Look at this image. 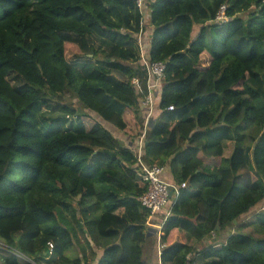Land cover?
I'll return each mask as SVG.
<instances>
[{
  "label": "trees",
  "instance_id": "16d2710c",
  "mask_svg": "<svg viewBox=\"0 0 264 264\" xmlns=\"http://www.w3.org/2000/svg\"><path fill=\"white\" fill-rule=\"evenodd\" d=\"M148 15L165 78L141 158L185 184L161 262L264 264V235L245 232L264 233V0H153ZM142 18L134 0H0L2 264H20L10 248L35 264H147L146 185L104 126L141 135ZM42 108L75 122H43Z\"/></svg>",
  "mask_w": 264,
  "mask_h": 264
},
{
  "label": "built area",
  "instance_id": "2783aa9c",
  "mask_svg": "<svg viewBox=\"0 0 264 264\" xmlns=\"http://www.w3.org/2000/svg\"><path fill=\"white\" fill-rule=\"evenodd\" d=\"M136 6L139 9V12L143 16L140 20V31L136 34L137 45L139 50V62L141 64L142 71L145 72V91L142 90L143 80H141L138 76H135L131 79V84L135 88L138 94H141L140 98V106L142 115L144 117V126L141 132V135L137 139L136 146L134 148L135 158H136V169L137 175L140 180L146 185V191L139 197V202L142 206L149 210V216L146 219V223L150 216L154 215L156 212L167 207V210L164 213L162 218V222L160 226H158V232L156 234V251H157V264H162L161 262V252L164 248V244L161 241L162 235V226L166 220V218L170 214L171 205L174 203L175 199L179 194V190L185 187V184H169L166 181L162 180L160 175L163 171L162 167L159 166H148L142 161V147H143V139L145 135L146 129L149 127V121L153 117L155 110V97L161 92L162 84L165 78V63L151 61L147 55L146 50H144V46L140 43V36L143 33V25H144V9L146 7V0H134ZM229 18L225 15V6H221L219 12L217 13L214 21L222 22L226 21ZM139 42V44H138ZM169 111L173 110V106L170 105L167 108ZM172 191L171 196L169 197V192ZM172 199V200H171ZM171 204V205H170ZM264 209V206L262 207ZM48 254L51 255L53 245L48 242Z\"/></svg>",
  "mask_w": 264,
  "mask_h": 264
},
{
  "label": "crops",
  "instance_id": "0c3cea01",
  "mask_svg": "<svg viewBox=\"0 0 264 264\" xmlns=\"http://www.w3.org/2000/svg\"><path fill=\"white\" fill-rule=\"evenodd\" d=\"M151 2H153V0H146V7L144 9L145 15H144V25H143V33L141 34L140 38V43L141 45L144 46V50H148L149 48V43H150V35L152 33V26L149 23V5L151 4ZM136 41H138L136 36ZM139 44V42H138ZM156 99H159V93L156 95L155 97V104H156ZM155 111V110H154ZM156 119V111L153 114V117L150 119L149 121V127H151ZM110 132L113 133V135L115 136V129L111 128L110 126H105ZM115 130V131H114ZM125 141L123 143V140L121 139L122 143L126 146L129 147L130 149L135 148L136 146V140L135 141H131V139L124 137ZM120 139V138H118ZM161 179L166 181L169 184H173L176 183L173 175L170 171L169 168H163V171L160 175ZM166 209H162L158 212H156L154 215L150 216L148 223L145 224V229H144V259L147 261V259H149L151 261V264H155V259L157 260L156 257V234L158 232V226H160L161 222H162V218L164 216V213ZM99 254V251H96V257Z\"/></svg>",
  "mask_w": 264,
  "mask_h": 264
},
{
  "label": "rangeland",
  "instance_id": "374dc122",
  "mask_svg": "<svg viewBox=\"0 0 264 264\" xmlns=\"http://www.w3.org/2000/svg\"><path fill=\"white\" fill-rule=\"evenodd\" d=\"M68 52H72L70 49H69V51ZM204 59V58H203ZM203 62H205V61H203ZM158 100L159 99H156V105H157V103H158ZM89 113H91V116L93 117V118H95L96 116L92 113V112H89ZM40 116V118L41 119H43V122H44V120L48 123V124H51L55 119H57V118H67L68 119V123H66L65 124V126H69V127H72V125L74 124V122H75V120H74V118H72L71 116L70 117H68V116H64L63 115V113L61 114V113H59V112H57V111H54V112H50V110L49 111H46V110H44V108H42V114L41 115H39ZM104 126H109V125H107V124H104ZM115 131V130H114ZM115 136L117 137V138H120V140L122 139L123 140V143H124V141H125V136L121 133V132H119V131H115ZM138 139V138H137ZM137 139H136V141H137ZM134 149V148H133ZM231 150H232V146H228L225 150H224V156H229L230 155V153H231ZM136 172H137V169H136ZM19 177H20V174H19V171L18 170H13V172L8 176V178H7V180L8 181H13V180H16V179H19ZM164 209H166V207L164 208ZM146 224V223H145ZM245 232H251L255 237H261V236H263L264 235V233L263 232H258V231H253L252 230V228L251 227H246L245 228ZM224 235H226V233H224ZM48 247V246H47ZM8 248V247H7ZM3 249H6V245H4L1 241H0V264H2V258H6V257H9V252H7V251H5V250H3ZM11 249V251L10 252H12L13 254H17V259H18V261H19V263L20 264H23V263H25V262H29V263H31V264H35L34 262H33V260H31L29 257H27V256H23V255H21V254H19L18 252H17V250L16 249H13V248H10ZM8 250V249H7ZM68 257H73L74 255H76L77 254V250H76V248H74V249H72V250H69V251H66V253H65ZM48 256H50V254H48V248H47V257ZM146 263L147 264H151V261L149 260V259H147V261H146ZM42 264H45V263H42Z\"/></svg>",
  "mask_w": 264,
  "mask_h": 264
},
{
  "label": "water",
  "instance_id": "95a60500",
  "mask_svg": "<svg viewBox=\"0 0 264 264\" xmlns=\"http://www.w3.org/2000/svg\"><path fill=\"white\" fill-rule=\"evenodd\" d=\"M172 191L169 192V197L171 196Z\"/></svg>",
  "mask_w": 264,
  "mask_h": 264
},
{
  "label": "clouds",
  "instance_id": "9594fccd",
  "mask_svg": "<svg viewBox=\"0 0 264 264\" xmlns=\"http://www.w3.org/2000/svg\"><path fill=\"white\" fill-rule=\"evenodd\" d=\"M172 200V199H171ZM171 205V204H170ZM172 206V205H171ZM171 209V208H170Z\"/></svg>",
  "mask_w": 264,
  "mask_h": 264
}]
</instances>
